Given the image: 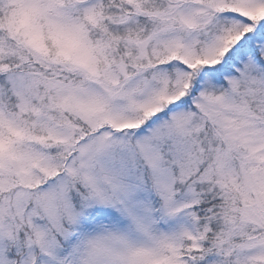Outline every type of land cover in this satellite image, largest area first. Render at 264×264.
Segmentation results:
<instances>
[{"label":"snow or ice","instance_id":"snow-or-ice-1","mask_svg":"<svg viewBox=\"0 0 264 264\" xmlns=\"http://www.w3.org/2000/svg\"><path fill=\"white\" fill-rule=\"evenodd\" d=\"M0 264H264V0H0Z\"/></svg>","mask_w":264,"mask_h":264}]
</instances>
